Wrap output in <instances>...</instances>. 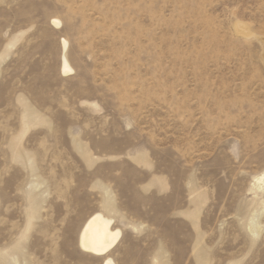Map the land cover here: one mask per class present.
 <instances>
[{
    "label": "rangeland",
    "instance_id": "obj_1",
    "mask_svg": "<svg viewBox=\"0 0 264 264\" xmlns=\"http://www.w3.org/2000/svg\"><path fill=\"white\" fill-rule=\"evenodd\" d=\"M263 169L264 0H0V264H264Z\"/></svg>",
    "mask_w": 264,
    "mask_h": 264
},
{
    "label": "bare ground",
    "instance_id": "obj_2",
    "mask_svg": "<svg viewBox=\"0 0 264 264\" xmlns=\"http://www.w3.org/2000/svg\"><path fill=\"white\" fill-rule=\"evenodd\" d=\"M55 25L60 24L57 18L52 19ZM63 53L61 58V72L67 74L73 69L65 56L67 41L62 40ZM253 189L255 192H264V169L253 176ZM109 204V202L107 203ZM264 209V208H263ZM28 214V213H27ZM38 216L35 208L31 209L28 215V223ZM27 221V220H26ZM35 221V220H34ZM254 219L252 220L253 223ZM114 219L97 211L86 218L78 232L77 244L82 252L91 254L93 256L101 257V264H117L111 257V251L119 242L121 236V229L113 226ZM250 223L249 227L252 231H256V226ZM258 223V222H257ZM250 231V230H249ZM251 231V233H252ZM4 256V255H3ZM7 261V260H6ZM1 262V261H0Z\"/></svg>",
    "mask_w": 264,
    "mask_h": 264
}]
</instances>
